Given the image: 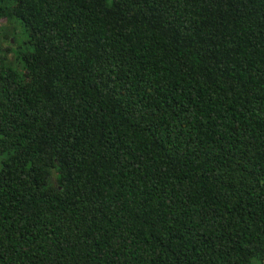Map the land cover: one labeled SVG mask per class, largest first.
Listing matches in <instances>:
<instances>
[{
	"label": "trees",
	"instance_id": "16d2710c",
	"mask_svg": "<svg viewBox=\"0 0 264 264\" xmlns=\"http://www.w3.org/2000/svg\"><path fill=\"white\" fill-rule=\"evenodd\" d=\"M0 19V264H264V0Z\"/></svg>",
	"mask_w": 264,
	"mask_h": 264
},
{
	"label": "rangeland",
	"instance_id": "374dc122",
	"mask_svg": "<svg viewBox=\"0 0 264 264\" xmlns=\"http://www.w3.org/2000/svg\"><path fill=\"white\" fill-rule=\"evenodd\" d=\"M0 24L5 26L6 28L11 26V27H15V28L19 29L18 24L9 23L5 19H0ZM22 37H23L22 34H20L19 37H16L15 38V43L13 42V38H12V44L11 45L15 47V44H16V46L19 47L21 45ZM11 58L13 59L12 56H11ZM12 65H14L19 71L22 70L21 62H19V61L12 62Z\"/></svg>",
	"mask_w": 264,
	"mask_h": 264
}]
</instances>
